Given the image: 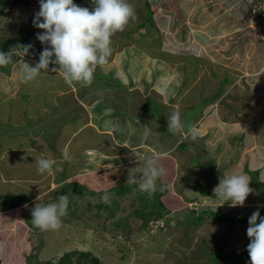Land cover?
I'll return each mask as SVG.
<instances>
[{"label":"rangeland","instance_id":"rangeland-1","mask_svg":"<svg viewBox=\"0 0 264 264\" xmlns=\"http://www.w3.org/2000/svg\"><path fill=\"white\" fill-rule=\"evenodd\" d=\"M73 2L90 11L94 7L92 0ZM7 3L12 0H0L2 52L35 42L41 31L33 26L39 0H24L10 10ZM128 3L136 19L111 38L108 63L96 69L105 73H94L107 82L106 87L69 86L58 72L40 74L24 84L17 64L34 66L29 54L15 56L0 72L3 264L56 261L76 249L90 250L89 257H97L100 264H248L250 260L249 255L240 257L250 242L248 223L237 218H249L257 209L264 217V0ZM151 6L155 16L149 17ZM30 50L40 55L43 48ZM165 57L174 61L167 64ZM182 62L188 75L198 72L194 83L200 91L185 88L187 100H199L192 106L181 103L178 94L183 91L177 69ZM170 98L177 102L171 103L169 112L165 109V115L179 112L181 123L184 117L179 133L168 131L163 110L153 111L156 99L167 107ZM181 111L187 112L181 115ZM92 123L99 126L93 129ZM192 125L199 132L195 141L188 135ZM186 141L193 146L181 148ZM153 154L166 169L156 186L170 212L144 227L138 211L145 209L146 201L139 192L146 193L138 185L128 187L133 182L127 180L141 177L145 158ZM40 158L56 160L62 170L38 174L35 161ZM232 174L251 178L254 192L243 207L221 206L213 194L220 177ZM71 182L84 184L86 191L81 194L84 188L69 186L72 195L60 229L41 231L31 226L35 205L57 202L61 195L54 191ZM105 192L112 194L110 203L102 200ZM220 213L236 218L221 220Z\"/></svg>","mask_w":264,"mask_h":264},{"label":"clouds","instance_id":"clouds-1","mask_svg":"<svg viewBox=\"0 0 264 264\" xmlns=\"http://www.w3.org/2000/svg\"><path fill=\"white\" fill-rule=\"evenodd\" d=\"M23 1L14 3L12 0V4L7 3V8L13 9L23 4ZM92 4L94 7L90 11L73 0H39L40 9L35 13L33 26L41 29L36 33V39L44 48L34 66L23 62L22 83L36 81L43 70L58 72L69 86H91L97 67L108 63L112 53L111 38L123 32L129 22L136 19L135 9L128 0H92ZM32 47V44L18 45L8 52L0 51V67L12 64L14 56L28 55ZM50 64L56 67L50 69ZM167 122L169 132L181 131L179 112L168 116ZM188 135L195 141L199 132L195 126H190ZM64 158L71 159L67 153ZM35 163L38 174L62 170L56 160L51 158H40ZM166 174L159 157L153 154L145 158L142 176L128 178L127 182L136 183L141 192L152 194L157 190L156 181ZM250 181L251 178L245 174L221 176L213 194L222 202L221 206L228 203L229 207H243L247 197L254 192L249 186ZM111 198L112 194L107 192L102 196L105 203H110ZM67 209L68 196L61 195L57 202L44 206L36 204L31 212V221L41 231H56L62 226V218L68 214ZM247 237L250 241L246 249L250 257L248 264H264V217L258 209L248 218Z\"/></svg>","mask_w":264,"mask_h":264},{"label":"trees","instance_id":"trees-1","mask_svg":"<svg viewBox=\"0 0 264 264\" xmlns=\"http://www.w3.org/2000/svg\"><path fill=\"white\" fill-rule=\"evenodd\" d=\"M21 1H23V0H13L14 3H19ZM154 12H155L154 11V7L151 6V7H149V10H148V12L146 14H147V16L152 17V16H155L154 15ZM143 25H144L143 22L140 23V27H143ZM31 43H33V42H30L29 44H31ZM171 54L174 55V53H171ZM162 59L164 61H169V62L170 61L171 62L174 61L173 59H170L168 57H165V58H162ZM33 64L35 65V63H33ZM185 64L186 63H183L182 66H179L177 68L178 71L181 72L180 75L182 76L181 87L183 88V90H186L185 88L186 87H189L194 92L200 91L199 90L200 89L199 86H196V84H194V82L197 80L198 72H196V74H194V76H191L190 74L188 75V73L186 71L187 69H184L183 68V66ZM52 66H54V65H51L50 64V66H49L50 69H51ZM196 70L197 69H195L194 71H196ZM48 72L49 73L50 72L54 73L53 71H48ZM48 72H45V73H42L41 72V75L47 74ZM95 73H103L104 74L105 72H102L100 70H96ZM116 73H119V71L116 72ZM105 75H108V74H105ZM98 76L99 75H97V78L94 77V80H93V83L92 84L93 85L96 84V85H98V87H101L102 86L101 83H103V86L106 87L107 86V82H101L102 79H98ZM205 81L206 80L204 78V79H202V81L199 80L198 83L205 82ZM89 87H91V86H89ZM89 87H87V88H89ZM175 87L178 88V85L175 86ZM203 95L205 96L206 94L204 93ZM169 101H170V105L167 106V107H164V104L162 103V101L160 102V100L157 99L156 100L155 107L153 108V111H159V112H161L163 110L162 116L165 117L164 120H167V117L170 116L173 113V112H171V113L167 114V116H166L165 115V113H166L165 112V109H166L167 112H169V109L171 107H174V105H172L171 103L177 102V100H174L172 98ZM182 101L184 102L183 99H182ZM187 111H185V112L184 111H181V115H184ZM160 116H161V114H160ZM183 118H182V129L185 126L184 121H183ZM164 120H163V122H164ZM163 136L167 138V132H163ZM169 140L170 139H167V141H169ZM193 144H194L193 142L186 141V142H182V144H181L180 147L181 148H189V147L193 146ZM259 173H260V170H257L256 173H255L256 174V180L258 179V176L257 175H259ZM78 185L81 186L82 188H84L83 190H81V194L83 193V191H86V187H85L84 184H81V183H78V182H74V183L71 182V183H67V184L63 185L62 187H60V189H57L56 191H54L53 194H55L56 196L62 195V194L65 195L66 194L68 196V199L70 200L71 199V195H72L71 191L73 189L71 187H69V186H73V187L76 186V187H78ZM129 185H131V187L134 188L137 184L136 183H129L127 186L129 187ZM261 185H264V184H261ZM75 188H74V190L77 191V188L76 189ZM132 188H129L127 190H124L123 188H120L122 190V191L121 190L120 191L121 192H127L128 190H131ZM89 192L93 193L92 191H89ZM161 193L162 192L160 191V189L159 190H156L152 194L146 193V194L143 195L142 193L139 192V196L146 201L144 203V206H145V209L146 210L144 209V210H139L138 211V212L141 213V218L144 219V221H143V226L144 227H147L149 225V222H151L152 220L155 221V220H159L160 218H162V219L165 218V216L170 212L167 209L164 201L160 199L161 198ZM145 196H147V197H145ZM218 215H219V218L221 220H225V221H231V220H234L236 218L235 216H228V215L222 214V213H220ZM237 219L240 220L241 222L248 223V218H237ZM30 223H31V226H34L32 222H30ZM90 252H91L90 250H80V249H76V250H73V251L66 252L62 257H60V259H58L56 261H53L52 259H46L45 261H42V263L39 262L38 264H85V263H90V262L91 263H95V264H100V262H99V260H98L97 257H89ZM241 254H242V255H240L241 258L248 257L247 250L244 251ZM74 256L75 257L77 256V258L76 259H73ZM0 264H3V260L1 258H0Z\"/></svg>","mask_w":264,"mask_h":264},{"label":"crops","instance_id":"crops-1","mask_svg":"<svg viewBox=\"0 0 264 264\" xmlns=\"http://www.w3.org/2000/svg\"><path fill=\"white\" fill-rule=\"evenodd\" d=\"M37 6H40V5H37ZM32 45H33V50H37V49H40V48H44V45H42L41 43H40V41L39 40H37L36 39V41L35 42H33V43H31ZM124 45V44H123ZM125 48V51H126V48H128L127 46H125L124 47ZM140 48H141V50H143V49H145L144 47H143V45L142 46H140ZM31 51V50H30ZM8 52V51H7ZM171 52H173V51H171ZM174 54H175V52H173ZM29 58L30 59H32V60H34L33 62H35V63H37L38 62V60H39V54L37 53V52H34V53H29ZM16 57L14 56L13 57V60L15 59ZM25 58V57H24ZM167 62V64H169L170 62L169 61H166ZM15 64V63H14ZM22 64H23V62L21 61V62H18V68H22ZM34 65V64H33ZM53 67H56L55 65L54 66H52L51 68H53ZM3 68L4 67H0V72L1 71H3ZM21 71H17L16 73H20ZM125 72V71H124ZM8 73L10 74V73H12V70H11V72L8 70ZM119 74H121V73H119ZM194 84H197V83H194ZM181 88V87H180ZM186 88H188L189 90L191 89V88H189V87H186ZM187 93V91L186 90H183V91H180V93H178V94H180V97L184 100V102H181V103H186V104H188L187 106H192L193 104H197L198 102H199V100L198 99H195L194 101H189V100H187L186 98H185V94ZM204 93H206V92H204ZM203 93V94H204ZM171 99V98H170ZM157 100V99H156ZM164 104V103H163ZM168 104H170V102H168ZM185 105V104H184ZM180 107V106H179ZM92 121V120H91ZM90 122V121H89ZM88 122V123H89ZM184 124H185V122H184ZM93 125H94V123H92V128L93 129H95L96 127H93ZM94 126H99L98 124H96L95 123V125ZM192 126H194V125H192ZM102 130L101 131H104L105 129H109V128H101ZM104 129V130H103ZM147 143H149L150 145H152L153 146V144L151 143V142H147ZM148 144V145H149ZM180 146H181V144H180Z\"/></svg>","mask_w":264,"mask_h":264}]
</instances>
